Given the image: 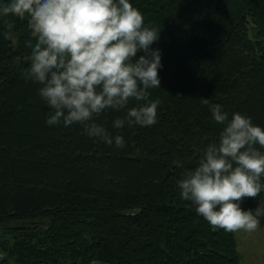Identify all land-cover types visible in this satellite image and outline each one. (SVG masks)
Returning a JSON list of instances; mask_svg holds the SVG:
<instances>
[{
  "label": "trees",
  "instance_id": "1",
  "mask_svg": "<svg viewBox=\"0 0 264 264\" xmlns=\"http://www.w3.org/2000/svg\"><path fill=\"white\" fill-rule=\"evenodd\" d=\"M133 3L161 27L152 47L163 67L150 90L158 120L125 126L122 148L79 124L45 122L39 85L22 68L27 19L9 17L13 36H0V264H243L235 231L180 198L173 161L191 166L217 138L222 125L203 97L264 125V0ZM117 114L98 119L111 128Z\"/></svg>",
  "mask_w": 264,
  "mask_h": 264
},
{
  "label": "clouds",
  "instance_id": "2",
  "mask_svg": "<svg viewBox=\"0 0 264 264\" xmlns=\"http://www.w3.org/2000/svg\"><path fill=\"white\" fill-rule=\"evenodd\" d=\"M26 17L30 36L25 79L37 83L49 111L45 122L79 124L96 141L116 147L126 143L125 126H149L158 120L162 51L152 47L160 28L145 22L133 0H0V36L14 33L9 17ZM34 37V39H33ZM217 138L198 150L180 169L176 185L182 200L210 224L226 231L255 230L264 220V125L247 113L231 115L219 102L203 97ZM116 112L111 128L98 117ZM115 129L116 131H113ZM246 197L255 207H244Z\"/></svg>",
  "mask_w": 264,
  "mask_h": 264
},
{
  "label": "rangeland",
  "instance_id": "3",
  "mask_svg": "<svg viewBox=\"0 0 264 264\" xmlns=\"http://www.w3.org/2000/svg\"><path fill=\"white\" fill-rule=\"evenodd\" d=\"M243 264H264V220L255 230H235ZM94 264H107L95 262Z\"/></svg>",
  "mask_w": 264,
  "mask_h": 264
}]
</instances>
